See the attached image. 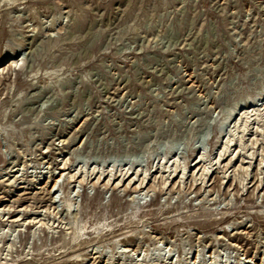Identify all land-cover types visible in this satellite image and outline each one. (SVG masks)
Wrapping results in <instances>:
<instances>
[{"label": "rangeland", "instance_id": "rangeland-1", "mask_svg": "<svg viewBox=\"0 0 264 264\" xmlns=\"http://www.w3.org/2000/svg\"><path fill=\"white\" fill-rule=\"evenodd\" d=\"M0 264H264V0H0Z\"/></svg>", "mask_w": 264, "mask_h": 264}, {"label": "bare ground", "instance_id": "bare-ground-1", "mask_svg": "<svg viewBox=\"0 0 264 264\" xmlns=\"http://www.w3.org/2000/svg\"><path fill=\"white\" fill-rule=\"evenodd\" d=\"M132 200H133V197H132Z\"/></svg>", "mask_w": 264, "mask_h": 264}]
</instances>
